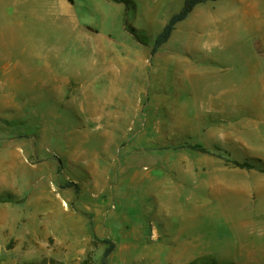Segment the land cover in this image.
<instances>
[{
	"label": "rangeland",
	"instance_id": "obj_1",
	"mask_svg": "<svg viewBox=\"0 0 264 264\" xmlns=\"http://www.w3.org/2000/svg\"><path fill=\"white\" fill-rule=\"evenodd\" d=\"M128 1L0 0V170L28 171L32 238L77 264L104 239L108 264H264V0L232 29L240 0L199 5L154 55L182 0Z\"/></svg>",
	"mask_w": 264,
	"mask_h": 264
},
{
	"label": "crops",
	"instance_id": "obj_2",
	"mask_svg": "<svg viewBox=\"0 0 264 264\" xmlns=\"http://www.w3.org/2000/svg\"><path fill=\"white\" fill-rule=\"evenodd\" d=\"M259 0H240L236 8L231 10L229 25L232 29L238 15L247 17L254 14ZM261 30V29H260ZM263 31V30H262ZM209 46L206 48V50ZM205 51V49L203 50ZM204 60L211 54L204 53ZM211 56L210 62H214ZM209 95L210 94H206ZM211 103V100L209 99ZM15 170L7 168L0 170V264H77L65 261L60 249L61 240L49 236L35 240L31 236V187L27 171V183L16 184ZM19 174V171H17ZM22 179L25 171L22 170ZM24 181V180H23ZM10 197V199H8ZM16 198V199H15ZM60 200L62 197L58 196ZM57 199V198H55Z\"/></svg>",
	"mask_w": 264,
	"mask_h": 264
},
{
	"label": "trees",
	"instance_id": "obj_3",
	"mask_svg": "<svg viewBox=\"0 0 264 264\" xmlns=\"http://www.w3.org/2000/svg\"><path fill=\"white\" fill-rule=\"evenodd\" d=\"M109 1L113 3H117V4H123L125 6H127L129 3L128 0H109ZM218 1H221V0H182V6L179 9V11L173 14L168 19V21L162 27L161 31L154 38V41H153V44L150 50V54L154 55L163 45H165L168 42L173 31L175 30L176 25L183 22L197 6L206 4V3H214ZM68 2L71 3V0H68ZM187 148L192 151L199 152V153L210 154V151L208 149L204 148L203 146L199 144L187 146ZM229 162L234 167H237L239 169H245V170L253 169V166L246 162H243V163H239L237 161H229ZM261 171L264 172V170H261ZM64 188H74L75 191H77L76 185L73 183H67L64 186ZM8 199H10V197H8ZM102 242L107 245V248L103 252L101 264H108L107 259L109 255L114 251L115 243L108 239H104Z\"/></svg>",
	"mask_w": 264,
	"mask_h": 264
}]
</instances>
